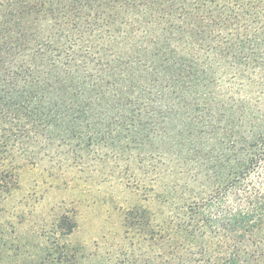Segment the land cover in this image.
Returning a JSON list of instances; mask_svg holds the SVG:
<instances>
[{"label":"trees","instance_id":"trees-1","mask_svg":"<svg viewBox=\"0 0 264 264\" xmlns=\"http://www.w3.org/2000/svg\"><path fill=\"white\" fill-rule=\"evenodd\" d=\"M63 147L109 150L170 206L125 215L144 264H264V0H0V204ZM158 165L191 178L158 192Z\"/></svg>","mask_w":264,"mask_h":264},{"label":"rangeland","instance_id":"rangeland-1","mask_svg":"<svg viewBox=\"0 0 264 264\" xmlns=\"http://www.w3.org/2000/svg\"><path fill=\"white\" fill-rule=\"evenodd\" d=\"M95 151L63 147L57 158L22 164L16 188L0 204V264L36 263L53 241L77 247L80 264H144L148 244L137 243L142 236L137 230L127 233L125 215L139 206L167 214L170 206L146 202L129 182L126 163L111 159L109 150L102 153L109 157L94 159L100 154ZM131 166L130 171L140 167L149 172L148 181L155 174L137 162ZM158 166V192L163 185L171 187L175 176L181 184L191 178L188 167L183 174H172ZM257 174L262 177L258 183L264 182V159Z\"/></svg>","mask_w":264,"mask_h":264}]
</instances>
